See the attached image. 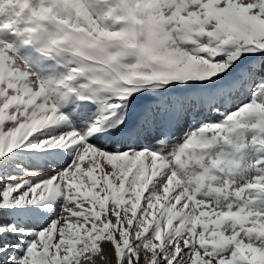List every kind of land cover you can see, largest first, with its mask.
<instances>
[{
    "label": "snow or ice",
    "instance_id": "snow-or-ice-1",
    "mask_svg": "<svg viewBox=\"0 0 264 264\" xmlns=\"http://www.w3.org/2000/svg\"><path fill=\"white\" fill-rule=\"evenodd\" d=\"M0 264H264V0H0Z\"/></svg>",
    "mask_w": 264,
    "mask_h": 264
}]
</instances>
